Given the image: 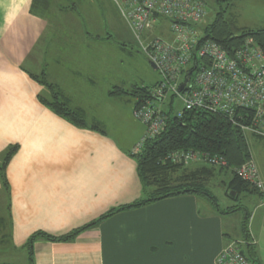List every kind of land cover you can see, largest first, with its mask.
Masks as SVG:
<instances>
[{
    "label": "crops",
    "instance_id": "crops-1",
    "mask_svg": "<svg viewBox=\"0 0 264 264\" xmlns=\"http://www.w3.org/2000/svg\"><path fill=\"white\" fill-rule=\"evenodd\" d=\"M246 1L256 12L239 26L264 28V1ZM93 8V0H0V164L16 147L8 189L0 180V263L17 264L3 254L25 252L37 233L64 237L123 207L72 241H35L33 264H218L226 245L246 243L207 205L200 211L201 199L125 209L145 198L132 156L144 127L132 117L135 100L110 95L125 87L98 52ZM30 75H43L87 127L42 105L50 90Z\"/></svg>",
    "mask_w": 264,
    "mask_h": 264
},
{
    "label": "built area",
    "instance_id": "built-area-1",
    "mask_svg": "<svg viewBox=\"0 0 264 264\" xmlns=\"http://www.w3.org/2000/svg\"><path fill=\"white\" fill-rule=\"evenodd\" d=\"M109 1L160 77L156 88L132 111L133 119L144 127L132 154L162 132L163 104L168 96L182 103V110L176 113L178 118L186 111L198 109L232 117L236 109H242L250 119L244 125L238 124L240 129L264 140V56L251 39L231 55L215 42L204 39L202 26L206 23L207 9L199 0ZM162 19L167 22L165 29L158 27ZM186 78L187 83L179 91ZM173 161L184 165L201 161L212 166L226 165L216 156L197 157L193 153L179 155ZM234 171L241 180L263 189L253 161ZM217 263L250 264L234 243L223 248Z\"/></svg>",
    "mask_w": 264,
    "mask_h": 264
},
{
    "label": "trees",
    "instance_id": "trees-1",
    "mask_svg": "<svg viewBox=\"0 0 264 264\" xmlns=\"http://www.w3.org/2000/svg\"><path fill=\"white\" fill-rule=\"evenodd\" d=\"M199 1L206 8L204 1ZM228 8L229 5L226 9H220L211 23H205L202 26L204 39L215 42L229 55L243 45L246 40L251 39L264 56V28L238 27L229 15ZM149 65L151 64L149 63ZM30 77L50 90V101L40 99L42 105L78 128L87 127L84 115L70 109L67 105V100L61 97L56 88L49 84L43 75L41 77L30 75ZM158 83L159 81L152 87H137L128 92L116 88L110 92V95L113 97H120L123 94L129 95L135 100L134 107H136L148 97ZM162 114L165 118V127L162 132L154 139L145 142L141 150L132 155L137 162V175L145 198L140 202L125 207V209L139 208L171 197L193 195L204 200L217 215L235 214L239 210H243L241 230L246 246L239 245L237 247L250 264L255 262V247L251 243L248 231L250 213L240 203H237V207L220 208L216 197L209 190V182L212 179L226 177L227 182L220 181V183L223 185L222 188L226 192L225 195L230 201L239 202V198L245 195L260 196L261 192L264 191L263 182V189L259 190L254 185L238 178L234 171L235 168L242 164L252 161L248 139L264 141L253 135H247L238 126V124H246L250 119V115L248 113L245 114L242 109H236L232 117L200 109L186 111L180 118L168 110H164ZM90 128L94 129L96 127L91 126ZM15 150L16 147L9 149L0 164V180L5 189H8L5 170L16 152ZM187 153H193L197 157L203 155L216 156L224 161L226 165L212 166L203 161L184 165L183 162L175 163L173 161V158ZM122 208L113 210L90 225L71 232L64 237L54 238L43 233L35 234L26 245L29 253V264L32 263L31 253L34 239L41 238L49 242L72 241L86 228L92 227L120 210H124Z\"/></svg>",
    "mask_w": 264,
    "mask_h": 264
},
{
    "label": "rangeland",
    "instance_id": "rangeland-1",
    "mask_svg": "<svg viewBox=\"0 0 264 264\" xmlns=\"http://www.w3.org/2000/svg\"><path fill=\"white\" fill-rule=\"evenodd\" d=\"M203 1L207 8L206 23H211L220 9H226L228 5L229 15L238 27H240L239 23L241 24V22L246 23L247 20L252 21L254 13L256 12V10H254L251 4L246 0ZM93 5L95 6V8H93V22L96 26L98 25V27L93 29V37L102 40L100 42L101 47L98 52L101 56H106L107 60H111L112 70L116 71V73H119L123 77V83L121 86L125 87V92L131 91L137 87L154 86V84L160 79L159 74L157 71H154L147 62L140 46L129 31L117 9H115V7L108 0H93ZM235 16L237 17V20L235 19ZM247 17H249V19H246ZM159 22L160 24L158 27L161 26L164 29L168 27L167 22L163 19ZM157 33L158 32L155 30V34ZM162 35L166 38L168 37V34L166 33ZM127 99L131 102L133 101V98L129 95L123 94L120 96V100ZM163 108L164 110L171 111L173 115H176V113L182 110L183 106L176 97L168 96V98L164 101ZM248 146L251 160L255 164L259 177L264 183V141L250 138L248 139ZM220 181L227 182V178L223 177L222 179H212L209 182V190H211L212 194L216 197L220 208L224 209L237 207V203H240L241 206H244L250 213L248 231L250 232V236L253 238L255 237L258 242L257 245L254 246L256 255L262 256L264 259V198L259 195H245L239 198V202L230 201L228 197H226V192H224V189L222 188L223 185ZM204 204L207 205L204 200H201L200 211L202 212H206V207H209L208 205L205 207ZM243 215V210H239L235 214H226L222 216L224 230L231 238H236L242 235L241 223L243 221ZM4 230L6 229L4 228ZM8 231L10 233V230ZM4 233L5 232H3V234ZM37 240L44 239L36 238L32 244ZM27 242H29V239ZM26 245L27 243L24 245L26 250L20 248V250L25 252H19L16 255H12L10 253L5 255L3 254V256L7 259H10V256L15 258V262L17 264H22L21 261L26 259L25 264H29V253ZM31 259V264H33L32 253ZM255 260L256 261L251 264H258L259 262L262 264L258 256L255 257Z\"/></svg>",
    "mask_w": 264,
    "mask_h": 264
},
{
    "label": "water",
    "instance_id": "water-1",
    "mask_svg": "<svg viewBox=\"0 0 264 264\" xmlns=\"http://www.w3.org/2000/svg\"><path fill=\"white\" fill-rule=\"evenodd\" d=\"M150 66H151V68H152L153 70H155V67H154L153 65H150ZM187 78H188V77H187ZM187 78H186L185 82L180 86L179 91H181V90L183 89V87L185 86V84L187 83Z\"/></svg>",
    "mask_w": 264,
    "mask_h": 264
}]
</instances>
